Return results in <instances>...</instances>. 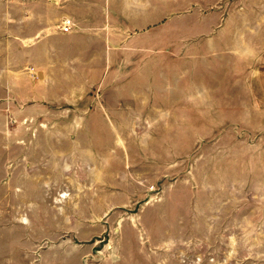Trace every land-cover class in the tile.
Returning <instances> with one entry per match:
<instances>
[{"label":"rangeland","instance_id":"374dc122","mask_svg":"<svg viewBox=\"0 0 264 264\" xmlns=\"http://www.w3.org/2000/svg\"><path fill=\"white\" fill-rule=\"evenodd\" d=\"M196 2L219 13L206 35ZM178 6L180 33L91 80L69 158L0 122V264H264V0H166L167 21Z\"/></svg>","mask_w":264,"mask_h":264},{"label":"crops","instance_id":"0c3cea01","mask_svg":"<svg viewBox=\"0 0 264 264\" xmlns=\"http://www.w3.org/2000/svg\"><path fill=\"white\" fill-rule=\"evenodd\" d=\"M119 1L0 0V122H17L20 133L13 142L20 149L38 150L42 144L47 151L69 153L54 145L79 141L91 80L116 81L118 63L133 62L119 53L121 47L130 48L155 31L160 36L167 27L180 33L178 16L191 13L178 6L167 21L166 0H132V6L126 0L125 8ZM199 14L204 21H193V36L212 32L208 16L219 15L196 2L193 17ZM149 15L157 16L152 25ZM130 16H137L139 25L131 24ZM66 19L73 22L69 32L62 31ZM71 111L76 117L69 119ZM60 112L67 113L62 122L53 119ZM64 127L70 128L65 134ZM64 153L58 157L69 158Z\"/></svg>","mask_w":264,"mask_h":264},{"label":"built area","instance_id":"2783aa9c","mask_svg":"<svg viewBox=\"0 0 264 264\" xmlns=\"http://www.w3.org/2000/svg\"><path fill=\"white\" fill-rule=\"evenodd\" d=\"M73 27V22L70 19H66L63 21L62 25V31L63 32H69Z\"/></svg>","mask_w":264,"mask_h":264}]
</instances>
